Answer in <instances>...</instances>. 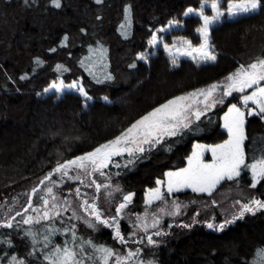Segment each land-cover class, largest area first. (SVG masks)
Here are the masks:
<instances>
[{
  "label": "trees",
  "instance_id": "1",
  "mask_svg": "<svg viewBox=\"0 0 264 264\" xmlns=\"http://www.w3.org/2000/svg\"><path fill=\"white\" fill-rule=\"evenodd\" d=\"M203 2L60 0L61 7L55 8L51 0H0V222L15 216L12 223L20 229L0 228V240L4 241L0 244V264H10L13 256L25 264H47L44 254L52 250V245L75 248L81 240L114 250L122 248L110 230L79 228L73 243L72 232L65 233L70 228L64 223L23 224V215L31 209L30 201L32 208L39 204L32 190H40L62 176L55 173L45 180L58 163L94 151L168 100L223 82L242 65L264 57V10L224 19L211 28L215 62L180 58L178 66H173L163 48L151 47L152 35L167 27L169 21L182 26L170 35L198 45L201 37L196 29L203 22L195 15L184 16V12L189 7L200 9ZM221 4L226 9V0ZM140 55L146 60H140ZM37 59L43 63L37 64ZM132 64L136 67H130ZM57 65L62 68L58 70ZM58 79L65 83L81 80L92 99L86 101L74 91L61 96L46 94L45 89ZM216 98L223 103L204 112L199 120L193 117L188 129L141 153L119 157L115 164L119 167L107 168L105 176L101 175L103 180L109 177L132 194L134 208L143 211L147 189L155 187L168 171L185 168L194 143L213 145L227 138L222 117L232 104L240 105L241 94ZM245 133L248 165L264 157V119L249 115ZM251 183L252 173L243 166L240 177L224 181L213 196L198 199L208 202L221 190L231 189L264 200V179L255 188ZM214 210L211 206L210 211L198 216L203 221L194 223V213L189 214L184 222L190 227L173 225L160 234L161 246L146 249L143 261L259 264L257 251L264 248V212L246 213L243 219L217 231L203 225L208 216L219 219L218 210ZM16 212L23 215L16 216ZM52 228L60 231L52 232ZM25 232H31L36 242ZM45 237L51 241L47 248Z\"/></svg>",
  "mask_w": 264,
  "mask_h": 264
},
{
  "label": "snow or ice",
  "instance_id": "2",
  "mask_svg": "<svg viewBox=\"0 0 264 264\" xmlns=\"http://www.w3.org/2000/svg\"><path fill=\"white\" fill-rule=\"evenodd\" d=\"M25 3H28V0H24ZM97 3H100L101 0H96ZM51 4L55 8H60V0H51ZM207 4V0H204L200 4V10L196 11L192 7L187 8L184 12V16L196 15L202 20V25L196 29L200 37H202L203 42L199 46H193L191 41L181 39L180 47H177L176 44L169 46L164 44V50L168 52L169 56L172 58L173 66L177 65V56H186L190 57L194 61L199 62H215L216 55L213 54V46L210 45V28L211 26L221 22L222 18L233 19L239 16H248L258 11L264 10V0H226V10H222L221 0H212L211 2V11L212 15H206L204 8ZM126 11H129L126 9ZM179 26L178 21H169V27ZM160 31H165V29H160ZM67 37H65V40ZM149 44L155 46L157 44V36L152 35ZM55 51V49H51ZM140 60H146L144 55L138 57ZM37 64H42L43 62L37 59L35 61ZM130 67L135 68L136 65L132 64ZM61 65H57V69H61ZM27 77H21V79H26ZM107 79H112L111 76L106 77ZM228 83L224 86L223 96H230L233 92L244 93L246 89L255 87V90L252 91L249 95H243L242 101L245 108L248 107L249 102L256 106L255 110H248L249 115H258L264 119V87H261L260 84L264 81V57H258L256 62L251 63L248 66H241L234 74L226 77ZM100 82V81H97ZM217 84L210 85L207 89H199L196 92L189 93L187 95L178 96L171 100H168L166 103L156 107L151 112L144 115L142 118L133 123L129 128L122 132L115 139L100 145L95 148L94 151L89 152L83 156H79L76 159L66 161L64 163H58L53 172H50L45 180H50L51 176L55 173H60L62 176H67L69 179H72L69 176L70 170L75 167L76 169L82 170L85 174L88 173V165H91V171H99L101 175L104 173L101 169L108 166L111 162L112 156H119L127 152L129 156H133L135 152H143V144H148L150 147H154L156 144L161 143L165 136H175L178 134L181 128L188 129L192 123L190 119L191 115H194L197 120L200 119V116L204 114L205 111L215 107L217 103H223V99H217L214 96L217 88ZM55 90L56 93H63L65 89L68 91L75 90L79 92L85 100H91L92 97L88 95L83 86H80L77 83H72L65 85L63 81L59 83H53L50 85V88H46L45 92L50 90ZM203 99H199V98ZM107 101V97L104 98ZM197 101L204 105L203 110H192L191 101ZM245 113L241 111L235 104H232L228 108V112L224 117V127L228 133V139L223 143L215 146H205L197 144L192 155L188 158V167L184 168L178 172H169L167 173V193L171 195L173 192H180L183 189H191L194 193H206L212 195V192L221 184L222 181H232L236 177H240L241 168L244 166L246 170H250L252 173V183L251 187L255 188L261 179H264V157L257 160L255 163L245 165V152H244V140L246 139L244 131V120ZM128 145H134L135 147H129ZM204 152H210L212 155V161L206 163L203 159ZM132 160H129L128 163H132ZM119 167V165H115ZM45 181H41L43 184ZM83 184L84 182L81 181ZM95 184L96 193L100 192L102 187L110 188V185H101L97 184L95 181L91 182ZM157 183H161L157 181ZM90 187L91 185H85ZM38 188L32 190V194L35 195L38 192ZM116 191H119L117 188ZM46 192L49 196L52 197V200L55 201L57 198L53 195V188L47 187ZM76 197H80V189H75ZM87 195V194H85ZM107 197L112 196V192L106 193ZM97 196H93V200L97 199ZM43 200L45 206L49 204V200L44 196L40 197ZM132 200V195H124L122 203L119 204V207L116 208V214L119 215L122 210L127 207V204ZM153 200H164V194L160 191L159 188L150 191L148 193L147 203L150 205ZM68 210L71 208V203L65 199L63 201ZM214 203V202H213ZM240 204L239 201H237ZM53 209L56 208L55 203L52 205ZM84 208L86 216L92 217L95 220V224L90 219H85L79 217L75 211L72 213L70 219H81L88 228L96 230V224H103L105 226H114L115 227V239L118 240L121 244H126L127 241L125 237L121 234L120 225L116 221L115 217H112V223L110 224L109 219L102 218L101 212L98 210L95 203H89L88 199H84L80 205ZM173 207L175 208L174 213H169L171 215L179 214L181 205L176 201H173ZM28 208H32L31 201L28 203ZM25 209V212L28 210ZM36 211V209H33ZM161 212L164 211L163 208L160 209ZM264 212V200L257 199L255 197L251 198L248 202L240 204V210L237 214L233 215L232 219L225 220L223 223L214 225L213 223H208L207 227L209 229H214L217 231H223L225 227L229 224L235 223L237 220L244 218L246 213L255 215L257 212ZM59 212H56V215H59ZM16 216L23 215L21 212H16ZM147 215V214H145ZM50 218L49 211L46 210L43 213V216H37L35 222L39 223L41 219L48 220ZM15 220V216L10 219H5L3 222H0V228L13 229L14 225L12 221ZM34 218L32 216H27L23 219V224L32 223ZM137 220L141 221V224L138 225L143 230L146 231L147 224L144 223V218L137 217ZM157 221L153 222V227H155ZM184 227H190V225H183ZM15 231L19 232V225H16L14 228ZM52 232H59V229L52 228ZM65 233L68 231L72 232V241L73 243L77 240V235L75 231V226L71 229H65ZM160 235L159 232L155 233ZM5 235H11L7 233ZM25 236L32 237L33 243L36 242L35 236L31 232H25ZM148 243L154 244L151 236H148ZM45 240L48 241V238L45 237ZM4 243L3 240H0V244ZM9 243H11L9 241ZM51 241L45 243L44 247L47 248ZM78 249V250H77ZM139 254V249L135 251H128L126 255H121L119 250H114L110 247L104 245H96L92 241H84L76 245L75 248L68 247L67 244L64 246L52 245V250L44 254V260L47 261V264H110L114 259L115 264H128V262L135 256ZM34 255V253H33ZM257 255L261 257V264H264V248L257 251ZM10 264H25L24 260H18L17 257H11Z\"/></svg>",
  "mask_w": 264,
  "mask_h": 264
},
{
  "label": "rangeland",
  "instance_id": "3",
  "mask_svg": "<svg viewBox=\"0 0 264 264\" xmlns=\"http://www.w3.org/2000/svg\"><path fill=\"white\" fill-rule=\"evenodd\" d=\"M211 2L212 1L207 2L206 6L204 8V12L206 15H212L211 7H210ZM199 10L200 9H198L196 11H199ZM222 10H226V9L222 8ZM224 19H226V18H222L221 22ZM221 22H219V23H221ZM219 23H217V24H219ZM213 26H211V28ZM181 27H182L181 24H179V26H172V27H169V25H168L167 27L163 28V29H165V31H160V29H159L155 33V35L157 36V44L155 46L151 45V47H153V49H157L158 47H161L164 49V47H163L164 44H168L169 46L176 44L177 47H180L181 46L179 43L180 40L185 39V38L178 37L176 35H170V34H172L174 32V30L181 29ZM211 28H210V30H211ZM185 40H189V39H185ZM189 41H191V40H189ZM202 42H203L202 37H201V42L198 45H195L191 41L193 46H199ZM180 58H190V57L178 55L177 59H180ZM197 62H199V61L197 60ZM61 81H63V80L58 79V80L52 82L51 84L59 83ZM63 83L65 85L77 83L80 86H83L81 80L71 82V83H65L63 81ZM227 83H228V81L226 79L223 82L217 83V85L219 87L217 88L216 92L214 93L215 97L217 95L218 96L223 95L224 86ZM260 86L264 87V81L261 82ZM255 87L256 86H253V88L246 89L244 93L238 92L241 94V103H240V105H236V106L238 108H240L241 111H243L245 113L244 131H245V125H246L247 118L249 117L248 110H249V108L255 110L256 106L254 104H252L251 102H249L248 107L245 108V106L243 105L242 97H243V95L251 94L252 91L255 90ZM48 88H50V86ZM207 88H204V89H207ZM72 91L77 92L75 90H72ZM65 92H69V91L67 89H65V91L63 93H57V94L61 96ZM49 93H56V92L53 89V90H50L49 92H46V94H49ZM77 93H79V92H77ZM233 93H235V92H233ZM199 99H203V98L201 97ZM191 104H192V110L193 111L197 110V109L201 110L200 107H201V105H203L202 103H198L195 100L191 101ZM227 112H228V110H227ZM227 112L222 117V129L226 132L227 138L224 141L219 142L217 144H213V145L207 144V143L196 142V143H194V145L192 147V150H191L189 157L192 155V153L195 149V146L197 144H201V145H205V146H215V145L223 144L228 139V133L224 127V123H225L224 117L227 114ZM189 115H190L191 120L193 117H195L194 115H191V113ZM262 115H264V114H262ZM183 129L184 128H181L179 130V132H181ZM245 136H246V133H245ZM167 137H170V136H165L164 138H167ZM245 141H246V139L244 140V144H245ZM128 146L129 147H135L134 145H128ZM142 147L144 148V151L147 150L148 148H151L150 145H148V144H143ZM135 153H141V152H135ZM126 155L129 156L127 152H125L119 156H112L111 162L108 164V166L101 169V171L104 173L103 175L105 176V171L107 168L116 164V160L119 157L122 158ZM203 159L206 163H210L212 161L211 153L210 152H204ZM245 162H246V156H245ZM187 167H188V159H187V165L185 168H187ZM241 170H242V168H241ZM178 171H180V170L168 171L167 173L178 172ZM88 173H90V174H85L84 171L74 168L72 170V172H69V176H71L72 179H69V177H67V176H61V177H59L58 180H51L50 182L45 183L41 187V189L38 192H36L34 195V198L35 197L37 198V200L39 201V204L37 206H35L34 208H31L29 211H27L23 215V219L26 218L27 216H32L34 218L32 223H35V218L37 216L42 217L44 211L47 208V210L50 213V218L48 220L41 219L40 222L41 221H58V222L64 223L70 229L73 226H75V230H77L79 228L91 229V228H88L87 225L84 224L81 219H75V218L70 219V217H72L73 211H75L79 217L85 218V219H90V220H92V222L94 224L96 223L94 218L86 216L84 208L80 207L82 201L84 199H88L89 203H95L97 205L98 210L102 214V218L109 219V222L111 224L112 223L111 218L115 217L116 221L119 223L121 234L125 237V240L127 241L126 244H121L116 239L117 242L119 243V245L122 247L119 250L121 255H126L128 251H135V250L139 249V254L137 256L133 257L128 262V264H152V263H150L151 261L144 262L142 257H143V255H145L146 249H150V248L155 249V248H159L161 246L162 241L160 240V235H156L155 233L156 232H159L160 234L166 233L169 230V228L172 227L173 225H182V226L185 225L186 224V222H184L185 218L189 214L194 213V215L192 216L193 223L197 220L203 221V220H200V218L198 216L199 215L202 216L203 212L210 211L211 206H214L215 207L214 211L218 210L219 219H217L215 217L213 218L211 216H208L206 219H204L205 223L203 225L205 227H207L208 223H213L214 225H218L220 223H223L225 220L232 219L233 215H235L239 212L240 204L248 202L251 198L254 197V196L249 197L242 190H234L233 191V190L229 189L227 191L221 190L217 194L216 197H213L212 200H209L208 202L206 201V199H202V200L198 199L199 197L201 198L202 196H207V197L213 196L215 194V192L217 191L218 187L224 181H222L221 184L217 186V188L212 192V195H208L206 193H194L191 191V189H183L180 192H173L171 195H169L167 193L168 177H167V173H166L165 177L163 179L158 180L161 183H159V184L156 183L155 187L147 189V191L145 193V198H144V209H143V211H138L136 208H134L133 195L131 194L132 195L131 202L127 204V207L124 210H122V212L119 215H117L116 214V208L119 207L120 203L124 202L123 201L124 195H128L130 193L124 192L122 190L121 186L119 184H115L109 177H107V178L105 177L103 180L99 171H96V172L91 171V165H88ZM81 181H83L84 183L82 184ZM92 181H95L97 184H101V185H110L111 187L110 188L102 187L100 189V192L96 193V187H95V184L91 183ZM68 185H72V188L67 189ZM85 185H91V186L86 187ZM47 187L53 188V195H55L57 198L55 201H53L52 197L47 194V192H46ZM77 188L80 189V193H81L80 197H76V195H75V189H77ZM117 188L119 189V191H116ZM157 188H159L160 191L164 194V200H153L152 203L149 205L147 203L148 193L150 191L157 189ZM108 192H112L111 197L106 196V193H108ZM185 193H190V194L186 195ZM243 193L245 195H243ZM85 194H87V195H85ZM180 194H184V195L180 196ZM41 196H44L46 199L49 200V204L47 206H45L43 203V200L40 199ZM93 196H97L98 198L93 200ZM65 199H67L71 203V208H68V210H65L67 208V205H65L63 203V201ZM173 201H176L177 203H179L181 205L179 214H174V215L169 214V213H174L176 211L175 208L173 207ZM237 201H239L240 204H238ZM53 203H55V205H56L55 209H53V207H52ZM196 207H198V209H199V210H197V212L195 210ZM161 208L164 209L163 212L160 211ZM33 209H36V211H33ZM56 212H59L60 214L56 215ZM145 214H147V215H145ZM138 216L144 218L143 222L147 224L146 231L138 226L141 224V221L137 220ZM154 221L158 222V223H156L155 227H153ZM167 223L169 224V227L165 228V226H166L165 224H167ZM226 227H225V229H226ZM100 229L110 230L111 233H113L114 238H115V227L114 226H105L103 224H96V230H100ZM211 230H214V229H211ZM125 233H127V234H125ZM148 236L152 237V240L155 242L154 244L150 245L148 243V239H147ZM139 243H141V245H139ZM259 258H260V261L258 259V262H259V264H261V257H259ZM111 264H115L114 259L112 260Z\"/></svg>",
  "mask_w": 264,
  "mask_h": 264
},
{
  "label": "water",
  "instance_id": "4",
  "mask_svg": "<svg viewBox=\"0 0 264 264\" xmlns=\"http://www.w3.org/2000/svg\"><path fill=\"white\" fill-rule=\"evenodd\" d=\"M254 110V109H253ZM251 116H253V115H251Z\"/></svg>",
  "mask_w": 264,
  "mask_h": 264
}]
</instances>
